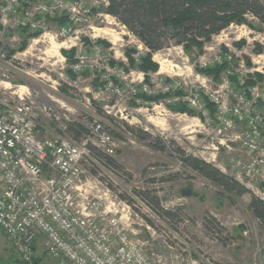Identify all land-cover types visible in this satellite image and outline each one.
<instances>
[{"label":"rangeland","instance_id":"rangeland-1","mask_svg":"<svg viewBox=\"0 0 264 264\" xmlns=\"http://www.w3.org/2000/svg\"><path fill=\"white\" fill-rule=\"evenodd\" d=\"M260 2L264 5V0ZM98 13L102 16L95 18L93 31L86 30L85 34L105 44L100 45L113 60V66L122 65L121 60H125V70L132 75L125 81H116L120 94L105 91L96 75L84 74L78 79L66 80V71L73 59L61 53L71 51L62 39L38 36L27 42L23 53H16L22 41L20 32L0 34V47L6 53L15 52L11 58L19 68L10 74V85L26 86L37 101L70 112L67 132L62 134L54 122L45 119L42 124L47 131L41 137L49 138L57 133L82 142L91 122L101 124L113 135L117 144L116 154L111 158L113 163L109 167L85 163L83 189L93 196L106 193L131 206L129 230L145 243L144 250L153 264H176V257L182 264L256 263L259 257L256 252L264 247V229L248 207L249 195L238 197L215 187L184 166L180 156L183 153L201 159L234 178L229 166L232 160L242 157L234 138L245 130V124L236 123L234 131L218 134L215 117L208 116L204 121L187 107L191 112H175L170 109L174 106L172 96L146 101L141 97L145 94L138 90L141 81L150 93L146 96L163 95V89L176 81L181 93L199 94L205 104L208 101L204 93H224L220 79L226 71H232L237 80L241 76L246 78L247 74L257 78L256 72L264 71V53L256 52L257 45H262L264 40V27L248 15L245 24H231L205 42L201 51L195 47L184 50L183 45L170 41L167 47L153 54L152 61L158 64V72L149 74L147 84L136 67L147 53L144 46L138 49V40L121 23L109 15L106 17L105 11ZM49 27L53 31L62 26L50 22ZM83 34L79 39L86 45L89 39ZM73 43L80 44L75 40ZM129 58L135 61L134 67H130ZM222 59L229 67L217 80L197 72V68L212 67ZM262 88L260 95L264 94ZM242 92L243 88L230 86L225 97L229 110L237 106ZM240 184L262 198L264 185L250 180ZM147 190L158 199L161 208L174 214L173 220L159 216L137 193ZM186 191H191L189 197L183 195ZM204 216L215 218L222 229L213 226L212 231H207L202 222ZM16 261H20L18 256L0 232V264H17Z\"/></svg>","mask_w":264,"mask_h":264},{"label":"built area","instance_id":"built-area-1","mask_svg":"<svg viewBox=\"0 0 264 264\" xmlns=\"http://www.w3.org/2000/svg\"><path fill=\"white\" fill-rule=\"evenodd\" d=\"M107 5L108 0H1L0 34L24 29L31 35L62 39L73 50V61L67 70L74 77L66 74V80L96 75L105 91L120 94L116 81H125L132 75L125 70V60L113 66L98 41L85 34L86 30L93 31L95 18L102 16L98 12L105 11ZM56 19H64L65 24L49 30V23ZM82 34L89 39L86 45L79 39ZM72 40L80 44H71ZM137 43L140 49L142 44ZM16 53L23 52L17 49ZM15 71L19 68L0 47V232L20 262L153 264L144 250L145 243L129 230L131 206L106 193L93 196L83 189L85 163L111 166L106 158L116 154L113 135L101 124L91 122L82 142L67 139L62 134L69 130V110L37 101L26 86L12 87L8 80ZM256 74L262 80L254 74L238 77L237 86L243 92L237 106L229 110L225 97L233 86L230 77L234 73L226 71L220 79L224 93H204L214 107L213 115L199 94H178L181 89L176 81L162 94L172 96L173 105L196 111L204 121L208 116L215 117L218 134L232 132L236 123L243 122L245 130L234 138L242 157L231 161L230 171L239 183L250 180L264 185V94H259L261 86L264 92V71ZM247 80L253 84L245 86ZM139 84L138 93L150 94L146 84ZM45 119L54 122L62 134L41 137L42 131H47L42 124ZM261 197L264 200V192ZM256 254L258 261L250 264H264V247ZM175 259L176 264H182L178 257Z\"/></svg>","mask_w":264,"mask_h":264},{"label":"trees","instance_id":"trees-1","mask_svg":"<svg viewBox=\"0 0 264 264\" xmlns=\"http://www.w3.org/2000/svg\"><path fill=\"white\" fill-rule=\"evenodd\" d=\"M105 14L121 23L147 50V53L140 58L139 65L136 66L143 73V81L147 84L150 82L149 74L158 72V64L152 61L153 54L167 47L170 41H173L175 45H183L184 50L195 47L201 51L205 42L231 24H245L248 15L258 19L264 27V5L260 0H108ZM53 22L59 26L65 24L64 19H56ZM19 32L22 41L19 44L18 52H24L27 42L38 37L39 34L31 35L24 29ZM99 44L104 43L99 42ZM256 52L264 53V40L262 45H257ZM61 53L68 59L73 57V50ZM7 54L10 58L15 52L8 51ZM129 65L130 67L136 65L132 58H129ZM228 67V62L222 59L220 63L212 67L197 68V72L217 80ZM247 67H250V64H247ZM66 74L71 78L74 77L68 70ZM256 76L257 80L262 79L261 76ZM230 80L233 85L237 86L236 76H232ZM252 84L251 80L245 82V86ZM181 92L178 91V94H182ZM141 97L146 101H157L168 97V95L158 94L153 97L141 95ZM206 105L210 114L213 115L212 104L206 102ZM170 109L182 114L191 112L183 105H174ZM99 156L102 157L101 154ZM180 156L184 166L208 180L215 187L238 197L249 195L248 207L264 229V202L260 198L244 185L201 159L186 156L183 153H180ZM106 160L110 165L113 163L111 158H106ZM137 193L159 216L173 220L174 214L161 208L158 199L152 197L149 190ZM202 222L207 231H212L213 226L220 227L215 218L211 216H204ZM16 263L22 264L20 261H16Z\"/></svg>","mask_w":264,"mask_h":264},{"label":"water","instance_id":"water-1","mask_svg":"<svg viewBox=\"0 0 264 264\" xmlns=\"http://www.w3.org/2000/svg\"><path fill=\"white\" fill-rule=\"evenodd\" d=\"M183 195L186 196V197H189L191 195V191L183 192Z\"/></svg>","mask_w":264,"mask_h":264},{"label":"crops","instance_id":"crops-1","mask_svg":"<svg viewBox=\"0 0 264 264\" xmlns=\"http://www.w3.org/2000/svg\"><path fill=\"white\" fill-rule=\"evenodd\" d=\"M43 132V131H42ZM248 204H249V202H248ZM257 221V220H256ZM259 223V222H258Z\"/></svg>","mask_w":264,"mask_h":264}]
</instances>
